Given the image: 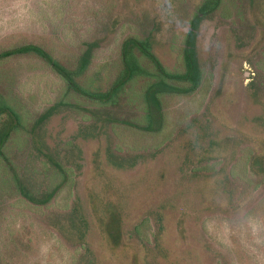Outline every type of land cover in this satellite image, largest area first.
I'll use <instances>...</instances> for the list:
<instances>
[{
    "label": "rangeland",
    "instance_id": "rangeland-1",
    "mask_svg": "<svg viewBox=\"0 0 264 264\" xmlns=\"http://www.w3.org/2000/svg\"><path fill=\"white\" fill-rule=\"evenodd\" d=\"M199 2L0 0V49L32 41L74 53L83 41L97 39L95 69L116 58L125 34L153 31L155 54L172 68L175 46ZM259 16L255 23L245 9L243 21L217 14L200 20L196 45L211 76L193 95L168 104L166 137L121 132L125 146L135 140L142 153L129 166L107 159L110 131L98 137L80 126L75 111L60 107L35 123L60 89L42 60L21 55L0 66L27 110L23 127L5 146L25 189L39 197L47 185L40 170L46 156L64 161L67 141L77 150L70 186L46 206L17 191L0 159V264H264V210L253 200L257 192L243 178L232 185L228 179L241 153L247 147L259 151L257 141L264 137L263 108L248 86L258 74L264 82V0ZM97 194L119 204L116 247L93 211ZM75 203L86 222L82 238L68 218Z\"/></svg>",
    "mask_w": 264,
    "mask_h": 264
},
{
    "label": "trees",
    "instance_id": "trees-1",
    "mask_svg": "<svg viewBox=\"0 0 264 264\" xmlns=\"http://www.w3.org/2000/svg\"><path fill=\"white\" fill-rule=\"evenodd\" d=\"M261 1L200 0L187 19L188 28L180 44L175 46L176 57L172 68L164 65L155 54L153 31L125 34L119 42L116 58L95 69L92 58L94 48L100 43L97 39L83 41L78 52L74 53L54 52L52 48L32 41L18 42L0 49V66L21 55H32L42 60L59 79L60 89L53 105L40 114L35 123L60 107L75 111L81 118L80 126L91 129L98 137L103 132L108 135L107 131H110L107 159L114 165L129 166L142 153L136 152L135 140L130 143L131 146H125L121 132L141 138L166 137L168 104L193 95L211 76L200 61L196 45L200 20L217 14L226 19L233 17L243 21L246 9L252 20L258 23ZM9 83L10 73L0 69V159L10 169L17 191L34 204L46 206L63 187L70 186L68 182L76 175L73 165L76 164L77 150L72 141H67L65 150L70 156L66 155L64 161L47 155V161L40 169L47 181L45 190L39 197L27 191L5 153L12 133L21 129L28 118L27 110L8 86ZM248 86L253 99L264 112V82L260 74L254 76ZM257 143L260 150L247 147L232 165L228 179L232 185L236 179L243 178L246 187L257 192L253 200L264 210V137ZM150 148L156 149L157 145ZM93 166L98 171V153L93 159ZM93 197L91 204L97 222L109 243L116 247L121 240L119 204L98 194ZM250 208L251 212L255 210L253 203ZM68 218L72 229L82 238L86 222L76 203Z\"/></svg>",
    "mask_w": 264,
    "mask_h": 264
}]
</instances>
